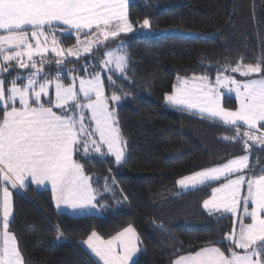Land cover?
Wrapping results in <instances>:
<instances>
[{
	"label": "snow or ice",
	"instance_id": "1",
	"mask_svg": "<svg viewBox=\"0 0 264 264\" xmlns=\"http://www.w3.org/2000/svg\"><path fill=\"white\" fill-rule=\"evenodd\" d=\"M129 3L0 0V264H26L10 231L12 190L50 185L58 209L96 210L100 193L85 163L112 162L107 157L117 167L127 162L116 109L128 95L117 94V84L122 89L124 81L131 82L130 60L123 42L107 45L134 33ZM140 28L149 29L150 21L144 19ZM71 36L75 45L62 47ZM101 48L106 49L103 58L93 64ZM77 63L83 74L67 67ZM53 64L55 74L46 72ZM215 71L214 79L208 72L178 77L165 102L233 130L234 136L223 139L242 143L245 153L253 146L264 150V61ZM226 99L235 100V109L224 106ZM249 160V154L240 155L178 181L185 190L211 187L203 208L218 222L231 219L232 229L217 241L223 250L201 247L174 264H264V168L254 169ZM110 190L105 181L104 191ZM83 243L102 264H137L134 258L141 252L131 225L109 239L93 231Z\"/></svg>",
	"mask_w": 264,
	"mask_h": 264
},
{
	"label": "trees",
	"instance_id": "2",
	"mask_svg": "<svg viewBox=\"0 0 264 264\" xmlns=\"http://www.w3.org/2000/svg\"><path fill=\"white\" fill-rule=\"evenodd\" d=\"M263 0H132L129 17L138 30L144 19L150 31L178 30L191 35H122L108 48L123 42L130 60V81L117 84L128 93L116 109L127 162L85 163V172L100 193L102 216L70 217L55 210L51 194L30 187L13 191L14 220L10 231L18 240L26 264H93L79 242L91 232L109 239L131 225L141 244L137 264H172L182 255L205 246H223L231 219L217 221L203 209L211 187L179 193L178 179L250 155V166L264 168V150L223 137L234 131L219 122L167 106L164 96L177 78H190L238 62L264 61ZM76 43L73 36L62 46ZM99 49L93 64L103 58ZM81 71L79 64H69ZM45 71L56 72L53 64ZM91 71V69H90ZM16 72V71H15ZM27 72V71H26ZM25 72V73H26ZM11 78V77H9ZM116 78V77H114ZM69 80L65 79V83ZM106 93L111 89L105 79ZM235 109V100H224ZM251 143V142H250ZM83 163V161H81ZM108 181L110 191H104ZM114 181V184H113Z\"/></svg>",
	"mask_w": 264,
	"mask_h": 264
},
{
	"label": "crops",
	"instance_id": "3",
	"mask_svg": "<svg viewBox=\"0 0 264 264\" xmlns=\"http://www.w3.org/2000/svg\"><path fill=\"white\" fill-rule=\"evenodd\" d=\"M132 0H130V2H131ZM130 34H132V33H128V34H121V36L122 35H130ZM50 56H51V54H49ZM191 78V77H190ZM177 81V80H176ZM176 81H175V83H174V85L176 84ZM173 85V86H174ZM172 90H173V88H172ZM172 90H171V92H172ZM170 92V93H171ZM169 94V93H168ZM164 103L167 105V106H169V107H172V106H170V105H168L166 102H165V100H164ZM172 108H174V107H172ZM174 109H176V108H174ZM185 112H188V111H185ZM188 113H190V112H188ZM192 114V113H191ZM194 115H197V114H194ZM197 116H199V115H197ZM206 119H208V118H206ZM210 120H212V119H210ZM180 179H182V178H180ZM180 179H178L177 180V182H176V186H177V190L179 191V193H186V192H190V191H194V190H185V189H182L179 185H178V181L180 180ZM30 187H32L33 189H35V190H37V191H48L50 194H51V189H50V185L47 187V188H43V187H40V188H37V186L36 185H31ZM51 198H52V194H51ZM52 203H53V206H54V208H55V210L57 211V212H59V213H62V214H65V215H68V216H70V214L69 213H79V214H73V215H80V213H83V214H81V215H85V216H90V215H94V216H102V212H101V210L99 209V207L97 206V209L96 210H88V211H84V212H70V210L68 209V208H65L64 206H61V208H57L56 207V205H55V202H54V200L52 199ZM204 209V208H203ZM204 211H206L205 209H204ZM207 212V211H206ZM85 213V214H84ZM88 213H94V214H88ZM77 216V217H83V216ZM70 217H72V216H70ZM74 217V216H73ZM232 229V228H231ZM87 238H85L83 241H80L79 242V247L84 251V253L87 255V257L90 259V261L93 263V264H102V262H99V260H98V258L97 257H95L94 256V254L93 253H91V250L90 249H88L87 248V245L86 244H84L83 242L86 240ZM139 247H140V245H139ZM187 255V254H186ZM138 256H139V253L137 254V256L134 258L136 261H137V259H138ZM178 259V258H177ZM176 259V260H177ZM172 264H174V262L172 263Z\"/></svg>",
	"mask_w": 264,
	"mask_h": 264
},
{
	"label": "rangeland",
	"instance_id": "4",
	"mask_svg": "<svg viewBox=\"0 0 264 264\" xmlns=\"http://www.w3.org/2000/svg\"><path fill=\"white\" fill-rule=\"evenodd\" d=\"M132 34H134V35H137V36H151V35H153V34H157V35H164V34H180V35H191V34H188V33H183V32H180V31H178V30H175V29H172V30H166V31H159V32H152V31H150V29H141L140 27L138 28V30L137 31H134V33H132ZM73 38L75 39V37L73 36ZM75 45V44H74ZM74 45H72V46H74ZM72 46H68V47H72ZM62 47H64V48H67L66 46H62ZM106 50V49H105ZM104 50V51H105ZM103 51V52H104ZM25 71H27V70H25V69H19L17 72H20V73H24ZM237 78H239V79H244V78H242V77H239L238 75H237ZM69 82H70V80H69ZM176 83H177V81H176ZM236 103V102H235ZM198 115V114H197ZM258 147V146H257ZM125 156H126V152H125ZM112 159H113V161H114V158L113 157H111ZM70 210V212H72V210L71 209H69ZM70 214V216H74V217H77V216H80L81 214H83V213H80V215H73V214H79V213H69ZM85 214V213H84ZM88 214H94V213H88ZM81 216H85V215H81Z\"/></svg>",
	"mask_w": 264,
	"mask_h": 264
},
{
	"label": "water",
	"instance_id": "5",
	"mask_svg": "<svg viewBox=\"0 0 264 264\" xmlns=\"http://www.w3.org/2000/svg\"><path fill=\"white\" fill-rule=\"evenodd\" d=\"M262 13H264V0L262 1Z\"/></svg>",
	"mask_w": 264,
	"mask_h": 264
},
{
	"label": "built area",
	"instance_id": "6",
	"mask_svg": "<svg viewBox=\"0 0 264 264\" xmlns=\"http://www.w3.org/2000/svg\"><path fill=\"white\" fill-rule=\"evenodd\" d=\"M18 70H19V69H15L16 72H17ZM27 71H28V70H27ZM25 72H26V71H25ZM25 72H24V73H25Z\"/></svg>",
	"mask_w": 264,
	"mask_h": 264
}]
</instances>
